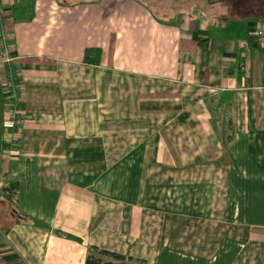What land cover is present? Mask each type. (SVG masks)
<instances>
[{
	"label": "crops",
	"instance_id": "obj_1",
	"mask_svg": "<svg viewBox=\"0 0 264 264\" xmlns=\"http://www.w3.org/2000/svg\"><path fill=\"white\" fill-rule=\"evenodd\" d=\"M0 8V264H264V0Z\"/></svg>",
	"mask_w": 264,
	"mask_h": 264
},
{
	"label": "built area",
	"instance_id": "obj_2",
	"mask_svg": "<svg viewBox=\"0 0 264 264\" xmlns=\"http://www.w3.org/2000/svg\"><path fill=\"white\" fill-rule=\"evenodd\" d=\"M253 35L257 42L264 43V26L256 29ZM13 59L14 57L10 45V37L6 32L5 13L4 10L0 8V64L4 67L2 72V83L7 92L13 91L14 88L12 87V73L7 69ZM11 97H14V95ZM14 101H18L17 96H15ZM6 109V129L17 127L21 121L15 109L8 107Z\"/></svg>",
	"mask_w": 264,
	"mask_h": 264
},
{
	"label": "trees",
	"instance_id": "obj_3",
	"mask_svg": "<svg viewBox=\"0 0 264 264\" xmlns=\"http://www.w3.org/2000/svg\"><path fill=\"white\" fill-rule=\"evenodd\" d=\"M90 53H97L96 50H86L85 51V55H84V62L89 63V64H97V59H92L89 57ZM7 69L11 72V70L9 69V66L7 67ZM12 73V72H11ZM12 87L13 91H8V100H7V107L8 108H14L15 104H14V99L15 96H17L18 94V89L16 87V82L14 80V76L12 73ZM12 95H14V97H11ZM15 128H11V129H7L9 132H12ZM14 189H12V191H10L12 194ZM5 191V190H4ZM6 191H8L6 189ZM10 199V198H9ZM128 259H125L123 256L120 255H116L113 253H108L106 251H102V250H97L96 248H91L88 255L85 258L84 264H128Z\"/></svg>",
	"mask_w": 264,
	"mask_h": 264
},
{
	"label": "rangeland",
	"instance_id": "obj_4",
	"mask_svg": "<svg viewBox=\"0 0 264 264\" xmlns=\"http://www.w3.org/2000/svg\"><path fill=\"white\" fill-rule=\"evenodd\" d=\"M14 102V104H16L17 102H15V101H13Z\"/></svg>",
	"mask_w": 264,
	"mask_h": 264
}]
</instances>
